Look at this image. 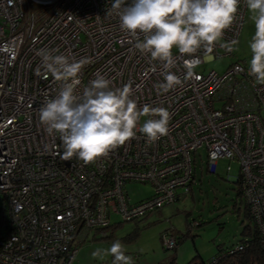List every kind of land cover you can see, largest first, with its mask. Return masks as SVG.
Here are the masks:
<instances>
[{"label":"built area","instance_id":"1","mask_svg":"<svg viewBox=\"0 0 264 264\" xmlns=\"http://www.w3.org/2000/svg\"><path fill=\"white\" fill-rule=\"evenodd\" d=\"M111 3L0 0V264H73L76 238L109 225L111 214L136 220L188 192L199 148L207 172L216 171L219 158L237 161L235 178L264 240V85L248 75L244 61L231 62L221 73L199 71L201 63L194 78L158 94L154 86L163 82L162 65L133 48L118 17L107 15ZM245 10L240 0L237 18L220 43L237 40ZM220 43L216 58L233 54ZM41 48L90 58L80 73L78 94L97 72L112 87L131 82L138 106L169 110L168 135L149 143L137 133L88 165L76 157L62 159L58 134L48 135L39 120V109L60 88L51 75L44 78L43 69L36 74ZM173 52L172 71L183 78L190 58ZM129 182L148 183L153 191L133 202ZM197 225L191 222L190 228ZM164 244L177 246L172 235Z\"/></svg>","mask_w":264,"mask_h":264},{"label":"clouds","instance_id":"2","mask_svg":"<svg viewBox=\"0 0 264 264\" xmlns=\"http://www.w3.org/2000/svg\"><path fill=\"white\" fill-rule=\"evenodd\" d=\"M244 3L255 28L249 43L248 75L264 85V0ZM239 5L240 0H112L107 15L118 17L120 29L132 38L129 43L134 41L135 50L160 62L163 82L154 87L158 94H165L194 78L201 63L216 59L214 48L235 22ZM237 43H220V47L232 52ZM174 49L180 56L190 58L184 61L183 78L172 71L177 64ZM201 52L202 56L197 55ZM54 53H59V49L41 48L36 53L42 60L36 74L40 75L43 69L44 78L51 75L60 84L55 97L47 99L39 109V120L48 135L58 134L62 159L76 157L88 165L135 139L137 133L149 143L168 135L169 110L149 104L138 106L131 82L112 87V81L97 72L78 94L80 73L91 63L90 58L77 60ZM141 118H146L142 124ZM125 253V246L116 240L109 248H97L91 255L100 260L112 256V264H132V257Z\"/></svg>","mask_w":264,"mask_h":264},{"label":"rangeland","instance_id":"3","mask_svg":"<svg viewBox=\"0 0 264 264\" xmlns=\"http://www.w3.org/2000/svg\"><path fill=\"white\" fill-rule=\"evenodd\" d=\"M250 15L246 6L233 54L204 63L198 67L199 71L221 73L237 60L249 64V43L255 31ZM198 153L201 158L196 162L190 192L136 220L123 221L119 215L111 214L109 228L93 229L84 239L76 238L73 264H112V256L100 260L91 254L97 248H109L116 240L125 246V254L132 257V264H185L197 254L209 260L218 248L226 249L235 244L241 237V222L245 220L243 202L237 210L239 197L234 179L238 176L239 165L235 160L219 158L216 171L206 172L203 148H199ZM126 190L133 202L144 199L153 191L150 184L140 182L127 183ZM181 191L178 189L179 193ZM191 222L201 224L190 229ZM171 235L179 238L176 249L165 247L164 241Z\"/></svg>","mask_w":264,"mask_h":264},{"label":"trees","instance_id":"4","mask_svg":"<svg viewBox=\"0 0 264 264\" xmlns=\"http://www.w3.org/2000/svg\"><path fill=\"white\" fill-rule=\"evenodd\" d=\"M234 180L236 183V187H235L236 194L239 197V204H238L239 206L237 207V210L238 211L240 210V204L243 202V210L245 217V220L241 222L242 229H241L240 239L235 244L231 245L226 249L218 248L216 255L211 257L209 260H204L201 258L199 254H197L194 255L185 264H264V240H262L259 230L252 216L250 215L248 206L242 196V190L240 187L239 178H235ZM190 190H191V184L188 192H190ZM200 224L201 223H198V225ZM107 227L109 228L110 224L98 229H104ZM175 239H176V243L178 244L179 238L175 237ZM173 259L174 257H172L171 262H173ZM159 264H168V263H159Z\"/></svg>","mask_w":264,"mask_h":264},{"label":"bare ground","instance_id":"5","mask_svg":"<svg viewBox=\"0 0 264 264\" xmlns=\"http://www.w3.org/2000/svg\"><path fill=\"white\" fill-rule=\"evenodd\" d=\"M177 247V246H176Z\"/></svg>","mask_w":264,"mask_h":264}]
</instances>
